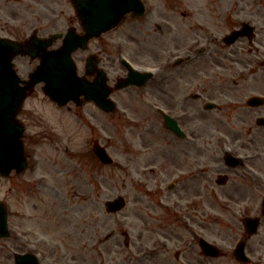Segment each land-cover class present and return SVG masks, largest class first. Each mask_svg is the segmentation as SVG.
<instances>
[{"label": "rangeland", "instance_id": "rangeland-1", "mask_svg": "<svg viewBox=\"0 0 264 264\" xmlns=\"http://www.w3.org/2000/svg\"><path fill=\"white\" fill-rule=\"evenodd\" d=\"M31 1L4 0L0 24L3 21L8 24L5 34L25 38L37 27L43 33L64 31L70 17L74 22L70 0L58 12L51 5H44L54 13L56 23L52 26L49 21L52 15L43 8L35 9ZM143 1L147 4V15L139 19L127 16L119 27L91 44L92 53H100L114 65L109 74L112 86L117 77L125 75L120 58L142 69L157 70L162 39L170 45L177 31L184 30L181 37L189 39L195 30L203 32L210 27L209 10L214 0ZM0 5L3 6V0ZM231 6L235 9L237 4ZM249 10L240 15L229 14L230 26L236 25L240 18L264 20V14H254L259 8L251 5ZM184 12L188 15L186 19ZM214 24L217 27L216 19ZM163 25L176 32L166 27L160 31ZM88 54L80 51L75 55L80 74L84 73ZM15 62L21 77L27 78L32 63L21 57ZM158 87L156 79L144 89L116 92L112 98L117 101L118 110L106 114L93 103L83 107L70 103L64 109L59 108L45 96L42 86H37L20 116L27 127L24 141L31 156L30 167L21 175L0 176V200L9 206L12 232L9 239L0 240V264H14V253L30 251L33 238L48 251L57 247V253L65 254L69 264H162L160 242L168 241L162 236L164 231L173 239L169 246H174L177 238L182 247L198 246L192 225L187 226L181 217L192 218L187 214L189 208L196 210L193 218L196 221L200 209H206L210 216L208 234L199 232L209 240L224 247L236 244L235 229L239 225L226 219L223 188L216 184V173L212 175L214 193L208 202L201 199L192 205L187 203L188 207H176L180 197L193 199L199 192L194 180L197 168L206 164L205 154L199 153L206 150L210 140L208 119L212 114L197 102L199 111L183 123L189 129L192 126L196 142L176 139L180 140L176 149L173 143L176 141L164 129L161 116L146 103L148 99L157 102ZM96 140L108 149L114 158L113 165L104 166L96 157L92 149ZM189 142H193L196 151L192 161L201 166L193 167L189 160L181 158ZM169 164L176 165L166 167ZM171 181L181 184L169 191L167 185ZM118 196L126 198L127 207L116 214L107 213L105 203ZM124 233L129 234L128 247L124 244ZM153 249L158 251L156 256L142 259L144 253Z\"/></svg>", "mask_w": 264, "mask_h": 264}, {"label": "flooded vegetation", "instance_id": "flooded-vegetation-1", "mask_svg": "<svg viewBox=\"0 0 264 264\" xmlns=\"http://www.w3.org/2000/svg\"><path fill=\"white\" fill-rule=\"evenodd\" d=\"M46 2L62 6L64 0L31 1L37 9ZM234 4L237 6L232 9L231 5ZM4 5L3 0L1 11L4 10ZM251 5L260 9L254 14H264V0L212 1L209 10L210 27L207 31L195 30L189 39L181 38L177 32L170 39L171 44H175L173 52L178 53L176 56H184L179 62L175 61L176 56L173 57L170 53L169 45L164 43L160 47L158 93L163 108L176 114L180 125L187 119H193L199 111L197 102L204 104L210 101L214 105V108L209 110L212 114L208 119L210 140L206 143V150L199 153L205 154L206 164L197 168L194 183L200 189L194 197L208 202L214 193L213 173L217 174L216 182L219 176L223 177L222 196L226 219L238 223L239 227L235 230L238 237L246 239L245 251L253 261H239L235 246L232 245L226 247L219 258L205 255L198 246L182 247L178 238L174 246H169V241L173 239L169 232L164 231L161 235L168 241L160 242L162 253L159 259L162 264H264V124L260 122L264 119V20L256 18L252 38H239L231 44L226 40V37L240 26H230L229 14L248 13ZM215 19L218 22L217 27H214ZM6 25V21L0 24V34H5ZM103 64L113 68L112 63L105 61ZM256 97L258 102L252 104L251 99ZM163 126L166 129L164 122ZM187 129L197 139L192 126L191 130L189 127ZM169 133L176 141L173 142L174 147L179 148L180 140L176 139L181 138L171 131ZM192 143L189 142L187 149L183 148L184 154L181 158L186 162L189 160L193 167L201 166L192 161V158L196 157ZM175 165L169 164L166 167ZM182 200L188 203L192 199L180 197V201ZM180 201L175 202L179 209L182 208L178 203ZM195 211L194 208H189L187 214L192 218L181 216L183 221L196 222L192 215ZM199 214L197 225L208 232L206 209H200ZM251 217L258 218L259 228L255 235L247 236L249 229L245 220ZM55 250H44V264L47 260L49 263L46 264H62V261L69 263L65 260V254L57 253V250L54 252ZM56 254L59 256L56 257ZM157 254L158 251L155 256ZM152 257V254L145 255L144 260ZM81 261L85 263L84 259Z\"/></svg>", "mask_w": 264, "mask_h": 264}, {"label": "water", "instance_id": "water-1", "mask_svg": "<svg viewBox=\"0 0 264 264\" xmlns=\"http://www.w3.org/2000/svg\"><path fill=\"white\" fill-rule=\"evenodd\" d=\"M73 3L85 35L79 36L74 29L70 30L60 50H47L60 35L30 41L35 46V52L29 50L28 45L0 38V174L3 176H9L14 169L22 172L27 168L22 141L24 127L17 116L28 93L38 83L43 82L45 93L61 106L73 100L78 105L94 101L107 112L116 108L109 99L112 90L106 85L105 74H99L94 82L78 77L72 53L79 47L86 49L90 39L114 28L126 13L142 15L144 5L140 0H73ZM19 54L30 55L33 59L37 56L41 58L42 64L30 74L29 81H22L14 68L13 59ZM90 71L92 69L87 73L90 74ZM21 82L25 85L20 86ZM129 84L125 82L117 86L121 88ZM82 95L85 99H81ZM94 149L105 164L112 162L98 143L94 144ZM124 206L125 200L122 197L107 203L110 212H117ZM7 218V207L0 202V237L9 235ZM203 245L206 248L212 247L210 244ZM17 264H34V260L29 255H18Z\"/></svg>", "mask_w": 264, "mask_h": 264}]
</instances>
